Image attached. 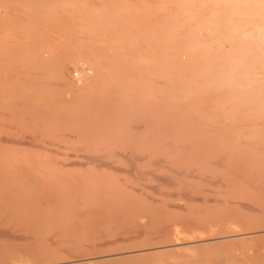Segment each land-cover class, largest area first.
I'll return each mask as SVG.
<instances>
[{
    "label": "rangeland",
    "instance_id": "obj_1",
    "mask_svg": "<svg viewBox=\"0 0 264 264\" xmlns=\"http://www.w3.org/2000/svg\"><path fill=\"white\" fill-rule=\"evenodd\" d=\"M85 1L86 9L75 0H28L0 27L1 38L34 41L44 52L42 63L38 47L19 60L22 84L0 87V171L29 169L35 179H15L16 172L8 179L2 171L0 205L13 217L43 222L82 218L71 232L76 239L98 210L106 217L157 210L161 218L198 224L264 217V150L252 151L257 135L242 132L255 129L246 124L259 119L257 111L248 101L229 100L230 88L203 84L200 74L210 64L202 57L193 53L186 66L172 57L190 55L192 38L213 45L215 26L216 36L226 33L220 19L227 5ZM237 6L243 17L252 10L248 0ZM12 41L11 49H19ZM123 232L116 225L92 238ZM65 236L62 229L57 240Z\"/></svg>",
    "mask_w": 264,
    "mask_h": 264
},
{
    "label": "bare ground",
    "instance_id": "obj_2",
    "mask_svg": "<svg viewBox=\"0 0 264 264\" xmlns=\"http://www.w3.org/2000/svg\"><path fill=\"white\" fill-rule=\"evenodd\" d=\"M27 1L22 3L24 7L28 6ZM239 1L222 0L217 3L222 5L221 8L227 5L229 16L220 19L224 22L226 33L216 36L215 33H218L216 30L220 28L218 26L213 28L211 37L214 38L212 41H216H211L213 45L192 38L193 40H189L192 49L187 53L190 55L184 59L181 53L173 51L172 57L180 66L189 65L194 61V54L202 57L210 64L207 66L208 70L200 74L203 84L216 85L222 90L226 87L230 88L229 100L232 102L244 100L246 103L248 101V105L255 108L253 110L257 111L256 117L259 119L255 123L249 122L250 125L246 124L247 128L255 125V129L244 130L243 127L242 132L253 137V133L257 135L259 142L251 144L252 151L262 153L264 150V0H248V7L252 10L246 12L245 17L243 13L237 15ZM75 2L86 9V4L82 5L85 0H75ZM95 3L93 1V4ZM18 4V0H0V6L5 10L3 15L0 14L1 28L20 16L19 11L21 13L25 11L22 9L24 7L19 9L21 5ZM43 7L45 4H42L41 8ZM212 13L216 14L215 11ZM261 13L263 16H259ZM3 35L0 32V36ZM12 40H16L15 43L18 41L21 45L20 37L16 39L7 35L4 38L0 37V87L22 84L20 77L23 68L19 60L26 59L29 51L38 47L33 41L28 42L30 45L28 43L19 45L17 50L11 49L14 47L9 44L10 41L14 42ZM41 50L39 46L37 57L42 63L44 52ZM100 69L101 67L98 66V71ZM33 81L36 82L37 78ZM72 87L76 89L78 85L72 84ZM67 89L71 91L72 88L67 87ZM16 168H11V171L10 168L8 171L5 168L0 173L6 172L4 174L7 176L11 174V177H5L8 179L15 176L17 177L15 179L25 180V177H29L31 180L29 169L26 171L24 168ZM12 172H16L15 175ZM27 172L29 174H26ZM5 178L0 177L1 180ZM157 212L153 210L149 215L148 209L143 212L132 211L130 217L125 215L126 212L120 215L113 212L106 217L104 211L98 210L95 212L96 218L88 220L90 226L86 227L87 232L81 231L82 238L76 239L71 232L82 225V218L43 222L38 217L26 214L13 217L10 210L0 205V264H94L100 261H104V264H264V217L254 214L251 217L232 221H209L198 224L187 218L164 219ZM249 223L255 224L254 227L240 228ZM116 225L124 230L121 236L110 234L114 236L106 241L92 238L93 232L102 234ZM51 226H54L53 230L47 231L46 228ZM62 229L65 230L66 236L64 241H59L57 236ZM192 248H195L193 252L183 253ZM154 253H158V257L151 259Z\"/></svg>",
    "mask_w": 264,
    "mask_h": 264
}]
</instances>
